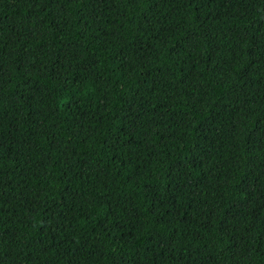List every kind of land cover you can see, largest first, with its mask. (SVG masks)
<instances>
[{"label":"trees","instance_id":"trees-1","mask_svg":"<svg viewBox=\"0 0 264 264\" xmlns=\"http://www.w3.org/2000/svg\"><path fill=\"white\" fill-rule=\"evenodd\" d=\"M0 264H264V0H0Z\"/></svg>","mask_w":264,"mask_h":264}]
</instances>
